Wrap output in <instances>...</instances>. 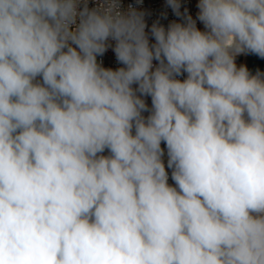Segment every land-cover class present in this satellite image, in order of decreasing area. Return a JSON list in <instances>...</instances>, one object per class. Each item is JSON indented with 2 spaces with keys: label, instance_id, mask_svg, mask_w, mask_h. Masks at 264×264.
Returning a JSON list of instances; mask_svg holds the SVG:
<instances>
[{
  "label": "clouds",
  "instance_id": "clouds-1",
  "mask_svg": "<svg viewBox=\"0 0 264 264\" xmlns=\"http://www.w3.org/2000/svg\"><path fill=\"white\" fill-rule=\"evenodd\" d=\"M167 4L0 0V264H264V0Z\"/></svg>",
  "mask_w": 264,
  "mask_h": 264
},
{
  "label": "built area",
  "instance_id": "built-area-1",
  "mask_svg": "<svg viewBox=\"0 0 264 264\" xmlns=\"http://www.w3.org/2000/svg\"><path fill=\"white\" fill-rule=\"evenodd\" d=\"M121 4V10L127 11L129 6L131 5L133 8H135L139 12L144 13V19L146 22V29L145 32L148 35L149 42L154 43V38L151 35V26L153 23H159L160 25L164 26L166 29L167 27L173 23H183L184 17L183 15L177 16L171 7L168 6L167 0H140V2H137V0H119ZM199 0H180L181 8L180 12L183 14L184 10L187 9V14L191 15L193 20L196 21L197 28H199L201 31H204V25L197 19V15L199 12V9L197 8ZM96 6V0H89V7H95ZM111 47L108 48V50L104 53L103 56H98V61L102 63V66L105 68H111L113 70H116L120 67H124L120 62L117 61L116 56L112 50V47L115 45V41L110 40ZM158 64L157 61H154V65ZM178 79L183 80L186 78V74L177 77ZM135 87V85L133 86ZM146 103L148 104L149 108L151 107V98L145 97ZM149 113L144 112L143 115L147 116ZM162 147L164 145L162 144ZM104 155H108V151L105 150L103 153ZM165 163L167 161V155H166V148H165V157H164ZM169 171V183L174 186V182L171 180V170Z\"/></svg>",
  "mask_w": 264,
  "mask_h": 264
},
{
  "label": "water",
  "instance_id": "water-1",
  "mask_svg": "<svg viewBox=\"0 0 264 264\" xmlns=\"http://www.w3.org/2000/svg\"><path fill=\"white\" fill-rule=\"evenodd\" d=\"M236 59H244V65L248 68L251 74L255 75L257 71L264 73V58L252 53H245L244 55H238Z\"/></svg>",
  "mask_w": 264,
  "mask_h": 264
},
{
  "label": "rangeland",
  "instance_id": "rangeland-1",
  "mask_svg": "<svg viewBox=\"0 0 264 264\" xmlns=\"http://www.w3.org/2000/svg\"><path fill=\"white\" fill-rule=\"evenodd\" d=\"M236 64H237L238 67H239L240 65H244V59H242V60H238V59H236Z\"/></svg>",
  "mask_w": 264,
  "mask_h": 264
},
{
  "label": "bare ground",
  "instance_id": "bare-ground-1",
  "mask_svg": "<svg viewBox=\"0 0 264 264\" xmlns=\"http://www.w3.org/2000/svg\"><path fill=\"white\" fill-rule=\"evenodd\" d=\"M245 54V53H244ZM244 54H240V55H244Z\"/></svg>",
  "mask_w": 264,
  "mask_h": 264
}]
</instances>
